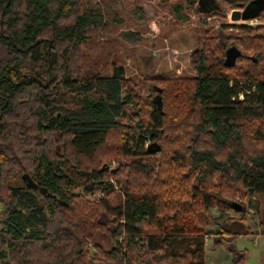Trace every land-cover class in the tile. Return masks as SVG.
<instances>
[{
	"label": "trees",
	"instance_id": "16d2710c",
	"mask_svg": "<svg viewBox=\"0 0 264 264\" xmlns=\"http://www.w3.org/2000/svg\"><path fill=\"white\" fill-rule=\"evenodd\" d=\"M87 1L0 0V264H206L214 208L243 216L216 242L243 264L236 239L252 232L244 202L233 204L264 196V28L200 39L197 77L155 78L144 98L123 66L109 77L87 68L83 50L109 24ZM169 1L179 17L196 5ZM231 46L241 57L227 68ZM80 91L94 94L70 110L66 92Z\"/></svg>",
	"mask_w": 264,
	"mask_h": 264
},
{
	"label": "rangeland",
	"instance_id": "374dc122",
	"mask_svg": "<svg viewBox=\"0 0 264 264\" xmlns=\"http://www.w3.org/2000/svg\"><path fill=\"white\" fill-rule=\"evenodd\" d=\"M201 1L195 0L194 7L185 6L179 17L174 8L177 3L169 0H88L86 8L95 10L99 7L105 14L104 24H109L108 31H94L87 49L84 48L87 68L94 69L100 76L109 77L113 74V63L121 65L126 70V77L133 80L139 93L147 98L154 95L151 82L155 78L197 77L191 57L198 51L200 39L206 36L213 38L219 30L228 35H239L237 26L241 25L264 28V18L234 20L233 14L244 10L233 9L224 0H213L209 12L200 13ZM261 13L264 15V10ZM92 93L66 92L67 107L75 109L77 101L92 98ZM106 167L115 169L118 161L113 159ZM72 193L85 195L83 188L72 190ZM88 198L92 199L91 194ZM241 200L248 211L246 222L252 234L239 236L236 248L247 253L243 264H264V196L243 200L237 195L235 202L240 204ZM250 200L253 205L249 204ZM4 211L5 206L0 203V220ZM208 216L206 264H238L228 251L217 245V240L221 238L217 231L221 224L243 220V216L234 212L223 213L215 208L209 210ZM95 241L106 251L113 247L106 233L99 231ZM89 248L94 250L92 245Z\"/></svg>",
	"mask_w": 264,
	"mask_h": 264
},
{
	"label": "water",
	"instance_id": "95a60500",
	"mask_svg": "<svg viewBox=\"0 0 264 264\" xmlns=\"http://www.w3.org/2000/svg\"><path fill=\"white\" fill-rule=\"evenodd\" d=\"M263 10H264V3L259 4L258 7H256L255 9L247 8L246 10H244L241 13L235 12L233 14V19L234 20L241 19L243 21L253 20L256 16L260 15L261 11H263ZM240 57H241V52L234 46L230 47L226 51V59L224 62L225 67H227V68L234 67L236 65L237 60ZM23 179L27 183V185L30 189L37 190L39 188L38 185L36 184V182L32 179L30 174L25 173L23 175ZM233 208H234V210H236L238 212L243 211V207L238 203L233 204Z\"/></svg>",
	"mask_w": 264,
	"mask_h": 264
},
{
	"label": "crops",
	"instance_id": "0c3cea01",
	"mask_svg": "<svg viewBox=\"0 0 264 264\" xmlns=\"http://www.w3.org/2000/svg\"><path fill=\"white\" fill-rule=\"evenodd\" d=\"M263 236H264V234H263Z\"/></svg>",
	"mask_w": 264,
	"mask_h": 264
}]
</instances>
